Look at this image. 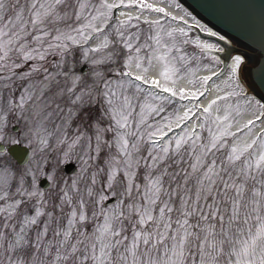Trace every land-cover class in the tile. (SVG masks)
<instances>
[{"label":"snow or ice","instance_id":"1","mask_svg":"<svg viewBox=\"0 0 264 264\" xmlns=\"http://www.w3.org/2000/svg\"><path fill=\"white\" fill-rule=\"evenodd\" d=\"M136 4L164 14L147 21L156 32L115 16ZM189 31L146 0H0V264H264V128L242 138L264 124V90L245 89L244 56L223 52L221 66L220 45ZM190 42L207 75L188 67ZM124 48L113 80L106 65ZM93 104L102 110L84 119ZM10 117L24 121L15 134ZM61 148L80 161L62 182L45 155Z\"/></svg>","mask_w":264,"mask_h":264},{"label":"rangeland","instance_id":"2","mask_svg":"<svg viewBox=\"0 0 264 264\" xmlns=\"http://www.w3.org/2000/svg\"><path fill=\"white\" fill-rule=\"evenodd\" d=\"M146 2L150 3V4H158L161 7H167L168 11L173 13V15H175V16H183L184 20L188 22V26L190 27V31H189L188 34H189V37L191 39H195V38L199 37V38H201L203 40H206L208 42L218 44V42L215 39L205 38L204 37V35L207 34V31H205V29L199 30V31L195 29V26H196L197 23H196V19L194 17V14L180 0H146ZM177 4H179L181 7L177 8L176 7ZM123 10L127 11V13H125V14H130L134 18L137 17V16L140 17L139 20L133 19L131 21V26H130L129 30L130 31H135L136 29H139V32H140V34L142 36L147 34L149 32V30H151L153 33L158 30L156 25H149L147 23L148 20H156L159 17L164 15L163 13H158V12H156L153 9H147V8L141 9V8H139V4H136L134 6L130 5V6H127V7H124V8H120L117 11H123ZM115 11L116 10H114V12ZM189 14H190V16H189ZM119 18L123 19V17H121V16ZM166 19L168 20L167 24H164L163 20L161 21V24H163L165 28H168V27H185V24H184L183 21H179V20L173 21L171 17H166ZM112 23L115 24V20H113ZM219 38H220L221 41L225 40V39H223L221 37H219ZM218 45H220V48L219 49H215L213 51H214L215 55L220 56V52L223 49V47H222L221 44H218ZM120 47L123 48V45H121ZM127 51L128 50L126 48H124L123 49V53L121 54L120 58H118L113 64L106 65V67L108 68L109 75L112 77L113 80H116V79L120 78V72L116 71L115 69L116 68H120V69L123 68V58L122 57H123V54L127 53ZM184 51L188 54L189 57L192 58L189 61L188 67L189 68H199V70L195 73V75L197 77L202 76V75H207L208 74V69L202 67V65L208 64L209 63V59L207 57H205L203 60H200L201 53H200V50L197 47V45L190 42L189 44L184 46ZM238 54L239 53H237L236 55H238ZM74 55H75V58H76V63L74 65L75 71L77 73H81L82 72L84 74H87L89 72V68H90V65L88 64V62H86V61H84V60H82L80 58L81 57V53L79 51L74 53ZM49 59L51 60L52 57H49ZM197 61H199V64L197 63ZM29 63H31V61H29ZM222 65H223V63H222V60H221V66ZM21 70L26 71V68L21 69ZM213 70H215V69H213ZM224 75L227 76V73H225ZM219 79L223 80L224 76H221ZM190 80H191V75H187V76L182 77L181 83L188 82ZM16 83H17V94H19V85L22 84L23 82L22 81H17ZM213 83H219V81L215 80V78H214V81L210 82V84H209V87H211V90L213 92H215L216 89L212 87ZM196 86L198 87L199 85H196ZM148 87H153V86L149 85ZM53 92H55V89H53ZM249 95H251V94H249ZM5 98H7L6 97V91H5ZM211 98H212L211 96H207L206 95L205 97L200 99L199 103H205L206 104L207 100H209ZM55 99H56L57 102L61 103V106H63L64 100L66 99V97L64 99H61V98H58V97L55 98ZM175 100H179V97H176ZM175 100H174V103H175ZM198 106L199 105L197 104V108H198ZM166 107H169V106L166 105ZM183 107H191V105L189 104L188 101L183 100V101L179 102L180 110H182ZM101 110L102 109H101L99 104L91 105L90 107L85 109V112L87 113V115L84 116V119H89L90 117L91 118H95L99 114V112ZM193 110L195 111V109H193ZM252 111H256V106L255 105L252 106L250 111L245 112L242 116L238 117V121L242 123L245 119L251 118ZM162 115H164V114L162 113ZM197 115H199L198 112H197ZM16 119H20V118L17 116ZM23 123H24L23 120H20V123H16V120L12 119L10 117V123H9L8 131L10 133H12V134H15L17 131H19L23 127ZM194 123H195V118H193V120L189 124V127H191V125L194 124ZM261 128H264V124H261V123L257 122L256 125L253 127L252 134H247L246 133L244 135V137H242V138L243 139H251V136L253 134H255L256 132L260 131ZM204 134L207 135V131L206 130H205ZM62 151H63V149L61 148V149H58V150H55V151H48V152L45 153V155L49 158V164L46 166V170L49 173H51L52 172V165H56L58 163L57 170H56V179H57V181H61V182L64 179H69L70 180L75 174V173L74 174H68L65 171V165L66 164H69V163L75 164L77 166L76 173L80 169V161L77 159L76 155L73 153L72 156H71V159L65 161V160H63V158L61 156ZM107 151H108L107 148H104L102 153H101L100 160L99 161H94V162L103 163V160H104V157H105ZM141 175H143V165H141ZM39 179H40V186H41V182L43 180H47L49 182V184H50L48 188H51V190L53 192L56 191L55 187H53V181H49L47 179V177H44V176H41ZM138 182L139 183H143V179L138 180ZM41 188L48 189V188H44L42 186H41ZM113 199L114 198H110V200H113ZM3 219H4L3 215L0 214V227H2ZM18 219H19V217H18ZM88 223L90 225L91 224V220H89ZM40 226H42V224ZM51 227L52 226L50 225L49 235H51ZM32 232H33V235H35L36 226H34Z\"/></svg>","mask_w":264,"mask_h":264},{"label":"water","instance_id":"3","mask_svg":"<svg viewBox=\"0 0 264 264\" xmlns=\"http://www.w3.org/2000/svg\"><path fill=\"white\" fill-rule=\"evenodd\" d=\"M184 1L209 22L239 40L233 45L225 43V52L236 49L241 50V53H250L243 62L244 83H247L249 89L257 88V92L264 90V0ZM214 39L218 44L221 43L219 37ZM244 45L248 47L247 52L242 51ZM224 48L220 52L222 61L224 57L221 54ZM254 86L256 87L253 88ZM65 170L68 174H74L77 166L69 163ZM49 185L47 180L41 182L44 188H48Z\"/></svg>","mask_w":264,"mask_h":264},{"label":"bare ground","instance_id":"4","mask_svg":"<svg viewBox=\"0 0 264 264\" xmlns=\"http://www.w3.org/2000/svg\"><path fill=\"white\" fill-rule=\"evenodd\" d=\"M124 13H127V12L124 11ZM120 16H121V12H120ZM121 17H122V16H121ZM234 42H237V41L228 39V42H227L226 44H228V45H233ZM236 51L239 53L238 55L244 56L245 59H247L248 55L250 54V53H241L240 50H236ZM239 51H240V52H239ZM232 55H236V54H232ZM220 57H221V56H220ZM230 63H231V61H230ZM244 84H245L246 88H248L247 83H244ZM210 88H211V87H210ZM248 90H249V92H252V93L254 92L253 89H249V88H248ZM252 90H253V91H252ZM170 134H171V133H170Z\"/></svg>","mask_w":264,"mask_h":264}]
</instances>
